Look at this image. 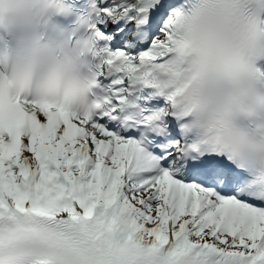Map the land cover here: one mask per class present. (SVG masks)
I'll return each instance as SVG.
<instances>
[{"label":"snow or ice","instance_id":"snow-or-ice-1","mask_svg":"<svg viewBox=\"0 0 264 264\" xmlns=\"http://www.w3.org/2000/svg\"><path fill=\"white\" fill-rule=\"evenodd\" d=\"M40 2L49 43L0 54V264H264V0Z\"/></svg>","mask_w":264,"mask_h":264},{"label":"clouds","instance_id":"clouds-1","mask_svg":"<svg viewBox=\"0 0 264 264\" xmlns=\"http://www.w3.org/2000/svg\"><path fill=\"white\" fill-rule=\"evenodd\" d=\"M38 6L39 9L41 10L42 8V4L40 2V0H38ZM13 7L12 4L10 5H6L4 9H0V13H3L5 11L10 10ZM41 14V13H40ZM49 43V39L46 38L45 33L40 32L37 36V38L35 39L34 43L32 44V46L30 47L29 51L26 53V55L23 57L22 60H20L17 63H14L13 65V70L19 68L20 66H22L24 63H27L29 60H31L37 53V49L38 48H42L45 45H47ZM11 70H6V72H10Z\"/></svg>","mask_w":264,"mask_h":264},{"label":"bare ground","instance_id":"bare-ground-1","mask_svg":"<svg viewBox=\"0 0 264 264\" xmlns=\"http://www.w3.org/2000/svg\"><path fill=\"white\" fill-rule=\"evenodd\" d=\"M1 54V53H0Z\"/></svg>","mask_w":264,"mask_h":264}]
</instances>
